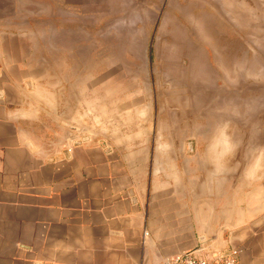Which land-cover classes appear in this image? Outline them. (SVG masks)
<instances>
[{
  "label": "rangeland",
  "instance_id": "1",
  "mask_svg": "<svg viewBox=\"0 0 264 264\" xmlns=\"http://www.w3.org/2000/svg\"><path fill=\"white\" fill-rule=\"evenodd\" d=\"M4 49L41 94L80 84V141L210 156L264 209V0H0Z\"/></svg>",
  "mask_w": 264,
  "mask_h": 264
},
{
  "label": "crops",
  "instance_id": "2",
  "mask_svg": "<svg viewBox=\"0 0 264 264\" xmlns=\"http://www.w3.org/2000/svg\"><path fill=\"white\" fill-rule=\"evenodd\" d=\"M3 51L0 264H161L195 249L264 264V209L228 194L210 156L164 165L146 138L80 141L64 124L80 84L41 94Z\"/></svg>",
  "mask_w": 264,
  "mask_h": 264
},
{
  "label": "built area",
  "instance_id": "3",
  "mask_svg": "<svg viewBox=\"0 0 264 264\" xmlns=\"http://www.w3.org/2000/svg\"><path fill=\"white\" fill-rule=\"evenodd\" d=\"M201 249H195L189 252L178 253L166 259L161 264H238L236 255L237 250L229 253L220 252L213 259H209L200 253Z\"/></svg>",
  "mask_w": 264,
  "mask_h": 264
},
{
  "label": "water",
  "instance_id": "4",
  "mask_svg": "<svg viewBox=\"0 0 264 264\" xmlns=\"http://www.w3.org/2000/svg\"><path fill=\"white\" fill-rule=\"evenodd\" d=\"M73 129H77V128L73 127ZM88 139H89V137H87V136L83 137V140H84V141H85V140H88Z\"/></svg>",
  "mask_w": 264,
  "mask_h": 264
}]
</instances>
